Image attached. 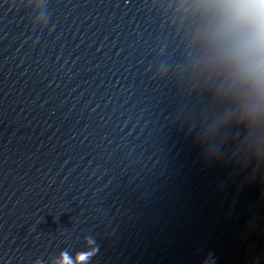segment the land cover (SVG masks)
Returning a JSON list of instances; mask_svg holds the SVG:
<instances>
[{
	"label": "clouds",
	"instance_id": "1",
	"mask_svg": "<svg viewBox=\"0 0 264 264\" xmlns=\"http://www.w3.org/2000/svg\"><path fill=\"white\" fill-rule=\"evenodd\" d=\"M222 18L213 33L221 53L237 62L264 68V0H221ZM83 253H62L58 264H85Z\"/></svg>",
	"mask_w": 264,
	"mask_h": 264
},
{
	"label": "water",
	"instance_id": "2",
	"mask_svg": "<svg viewBox=\"0 0 264 264\" xmlns=\"http://www.w3.org/2000/svg\"><path fill=\"white\" fill-rule=\"evenodd\" d=\"M8 102L4 39L0 11V264L5 261L8 212Z\"/></svg>",
	"mask_w": 264,
	"mask_h": 264
}]
</instances>
